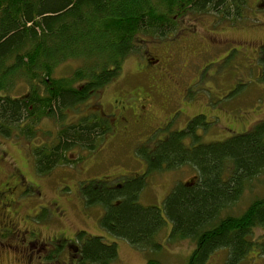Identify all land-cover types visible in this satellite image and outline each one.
Instances as JSON below:
<instances>
[{
  "label": "trees",
  "instance_id": "1",
  "mask_svg": "<svg viewBox=\"0 0 264 264\" xmlns=\"http://www.w3.org/2000/svg\"><path fill=\"white\" fill-rule=\"evenodd\" d=\"M246 3L0 0V133L34 138L44 122L62 121L67 110L113 80L120 72V62L139 50L136 46L144 41L142 36L162 40L172 32L176 37L181 32L180 28L175 31L178 26L187 25L182 20L185 16L196 20L200 14H215L217 20L230 17L236 22ZM260 55L259 76L264 78V52ZM69 61L74 64L71 69ZM203 125L207 124L195 119L159 140L153 149L138 151L145 166L132 179L124 178L116 186L111 182L99 185L100 180L87 182L80 195L85 205L102 208L98 223L106 236L89 233L81 243L80 229L73 237L80 247L78 264H111L117 239L136 249L158 248L166 219L172 223L169 236L193 242L182 264H205L218 249L226 250L222 264H241L255 249H259L257 255L264 253V239L254 236L257 229H264V189L257 191L264 181V118L221 141L197 142L195 130L200 126L201 132ZM108 128L93 114H85L53 134L43 130L50 139H40L34 149L35 172L41 175L58 166L64 169L63 164H76L82 159L80 150L96 148ZM187 136L191 139L186 144ZM73 149L79 151L71 158ZM188 163L196 169V179L191 183L176 180L161 208H146L139 201L145 177ZM48 260L56 258L49 256ZM139 264L165 263L147 257Z\"/></svg>",
  "mask_w": 264,
  "mask_h": 264
},
{
  "label": "rangeland",
  "instance_id": "2",
  "mask_svg": "<svg viewBox=\"0 0 264 264\" xmlns=\"http://www.w3.org/2000/svg\"><path fill=\"white\" fill-rule=\"evenodd\" d=\"M243 9L241 17L237 16L236 22H232L230 17L217 20L218 17L215 14H200L196 20L189 19L187 16L183 17L182 20L189 25V30L193 29L194 32V36L189 34L187 40L191 45L196 44L195 46L201 49L191 60L192 64L189 65L188 70L182 74L184 81L187 79L185 83L189 82V89L183 97L182 95L179 97L176 118H173L167 127L155 129L147 135L148 138L133 122L136 117L131 111L129 116L118 118L116 121L119 122H107L109 128L98 146L90 151L80 150L82 159L71 165L72 168L68 172L61 171L62 168L57 167L46 174L39 175L35 172L34 149L38 146L40 139L41 141L44 138L50 139L42 134L43 130H51L53 134L65 123L76 121L91 111L100 112V104L106 106L107 101L110 104V100L120 103L122 100H119L118 88L123 87L128 89V92L138 91L144 94L154 88L156 78L148 82L145 76L137 72L136 64L143 60L142 51L149 50L159 55V51H166V46L169 48L168 43H176L177 41H173L175 36L172 32L162 40L142 36L144 41L137 43L136 46L139 50L120 62V72L113 80L97 89V93L92 94L85 102L74 109L67 110L62 121L57 124L52 121L44 122L43 128L36 131L37 136L34 138L29 139L22 135L5 137L0 133V179L11 180V173L15 171L14 166H16L23 172L28 187L21 197L20 189L10 194L18 198L17 210L21 209L22 214L25 213L23 217L16 215L17 225L20 226L24 222L39 226L45 236L51 235L54 229L63 228L66 231V240L73 236V230L80 228L83 229L78 240L81 243L89 238V233L106 236L102 234L98 223L102 208L96 205H85L80 195L81 189L87 186V182L96 183L100 180L99 185L103 182L117 185L118 182H115L118 180L121 182L124 178L136 177L139 169L145 164L144 158L140 157L137 152L142 148L147 151L153 149L166 134L172 135L173 131L181 129L182 124L187 120L189 124L195 119L207 124L202 126L201 132L198 129L195 130L197 138L194 140L202 142L221 141L236 132L249 129L255 122L263 119L264 78L259 76L261 62L258 60L260 61L262 57L260 54L264 52V0H247L246 8ZM214 20L217 21L213 23ZM217 23L219 24L215 25ZM179 28L181 32L178 36L183 32L182 26H178L175 31L180 30ZM189 49L197 53L195 49ZM69 62L67 67L71 69V65L74 67V64L71 63L72 61ZM158 102L159 100L153 108L156 112L158 111V121H161L165 111L158 109ZM137 108L135 107L136 111ZM106 109H109L107 110L109 112L107 115H109L111 108L107 105ZM107 115L105 121L108 120ZM189 139L191 138L188 136L184 138L186 144ZM74 151L76 152L73 153ZM78 151L77 149L69 151L71 158H74ZM196 172V169L188 163L176 169L159 171L145 177V188L139 201L146 208L149 206L161 208L162 199L171 185L176 180L191 183L196 179ZM262 179L264 180V175ZM34 181L39 183V196L30 192ZM263 189L264 181L258 184L257 191ZM52 197L60 199V204L65 210L60 221L53 216V208L48 205ZM69 197L73 198V202L68 200ZM248 199L250 196L245 200ZM32 202H34L33 206ZM164 224L162 232L158 235L160 244L158 248L136 249L133 245L117 239V254L111 264H139L144 263L147 257L158 258L165 264H182L188 258L193 242L186 238L177 239L169 236L172 232V223L166 219ZM263 231V228L257 229L254 236H261V239H264ZM16 241L10 238V243L13 245ZM62 245L65 247L64 242ZM258 250L252 251L241 264H264V253L257 255ZM261 250L264 251V247H261ZM28 253L30 254V252H25L24 257L15 246L8 248L0 252V264H40L34 256L27 258ZM225 256L226 250L218 249L205 264H222ZM61 257L58 259L60 260ZM48 261L46 260L45 263Z\"/></svg>",
  "mask_w": 264,
  "mask_h": 264
},
{
  "label": "flooded vegetation",
  "instance_id": "3",
  "mask_svg": "<svg viewBox=\"0 0 264 264\" xmlns=\"http://www.w3.org/2000/svg\"><path fill=\"white\" fill-rule=\"evenodd\" d=\"M189 29V25L185 26L182 34L179 36L177 35L178 37L173 40L177 42L168 43L167 45H169V48L166 46V51H159V55L153 54V52L149 50L142 51L143 62L141 60L137 62L136 70L140 75L145 76L148 82L149 80H155L156 78V83L152 90L144 94V92L139 93L138 91L128 92V89L123 87L118 88L117 90L119 91V96L121 97H119V100L122 101L117 103L114 100H110V104L109 101H107L108 108H111L109 115H107V113H109L107 112L109 109H106L107 105L104 106L103 104H100V112L91 111L88 114H93L94 116L99 117L93 113L95 112L101 116L99 119H101L104 123H116L119 122L116 121L118 118L121 119L127 117L130 115L131 111H133L134 117H136L133 122L140 127V132L142 131L147 138L149 137L147 135L154 132L155 129L159 127H167L173 118H176L177 111L179 109V97L181 95L183 97L189 89V82L185 83L187 79L184 81L182 74L188 70L187 68L190 64H192L191 60L201 49L197 48L195 46L196 44L191 45L187 40L189 34H194L193 29ZM199 39L201 46V38L199 37ZM189 48L195 49L197 53L195 54L191 52ZM153 70L155 72H152ZM163 76L166 77L164 78ZM140 89H142V87H140ZM125 94H127L126 97ZM157 100H159L158 109L160 111L162 109L165 111L164 117L161 121H158V111L156 112L154 110L155 108H153L156 106L154 104H157ZM135 107H138L137 111L135 110ZM106 115L108 116L107 121H105ZM182 125L183 127L181 129L187 127L189 125V120L184 122ZM198 129H200V126H198ZM177 131H173L172 133ZM168 135L166 134L164 138ZM144 166L145 164L139 169V171H143ZM63 168L64 170L61 169V171L68 172L72 166L63 164ZM53 169H51V171ZM14 170L15 171L11 173V180L0 179V252L8 248H14L15 246L16 249H18V252L24 255V257L25 252H30V254L28 253L27 258L30 259L34 256L40 264L43 262L44 264H57V262H60V264H78V261L81 258L80 247L79 245L73 243V237L79 232L80 228L73 230V236L66 240V231L63 228L62 230H60V228L54 229L51 235L45 236L42 232L43 230L39 226L24 222L20 226L17 225V221L15 220L16 215H22L23 217L25 213L23 212L22 214L21 209L17 210V206L19 205V202L17 201L18 198L11 196L10 194L15 192L16 189H20L21 193H19V195L21 197L24 193L23 191H25L28 187L26 186L23 172L16 166H14ZM34 182L35 183H32V186L30 187V192L39 196V183L36 181ZM117 182L119 181H116L115 183ZM68 200L73 202V198L69 197ZM60 202V199L52 197L48 204L53 208V216H55L58 220H61L65 211ZM31 204L33 206L34 202ZM10 238L17 240L14 245L10 243ZM63 241L65 247L62 245ZM49 256H53V258L55 257L56 261H53L52 263H45ZM60 257L61 259L57 260ZM42 259H44V261H42Z\"/></svg>",
  "mask_w": 264,
  "mask_h": 264
}]
</instances>
